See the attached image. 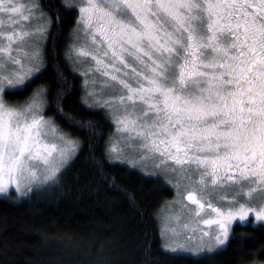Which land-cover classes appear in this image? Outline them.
<instances>
[{"label":"snow or ice","instance_id":"1","mask_svg":"<svg viewBox=\"0 0 264 264\" xmlns=\"http://www.w3.org/2000/svg\"><path fill=\"white\" fill-rule=\"evenodd\" d=\"M61 6L79 12L65 60L83 78L81 99L106 109L120 134L105 142L108 159L177 175L179 209L168 205L177 227L161 229L164 247L204 264L229 244L234 221L252 216L264 228V0ZM58 25L43 0H0V193L14 187L23 196L57 183L80 149L79 138L47 116L46 85L23 102L5 100L46 68ZM57 80V112L70 127L98 135L94 121L64 111V70Z\"/></svg>","mask_w":264,"mask_h":264},{"label":"trees","instance_id":"2","mask_svg":"<svg viewBox=\"0 0 264 264\" xmlns=\"http://www.w3.org/2000/svg\"><path fill=\"white\" fill-rule=\"evenodd\" d=\"M61 2L43 0L46 11L59 15L55 44L47 43L46 68L27 90L5 97L24 101L46 85L47 115L79 138L80 149L57 184L23 199L0 198V264H189L162 247L157 214L174 197L173 189L108 159L105 142L113 124L103 110L89 108L81 99V76L65 60L76 15ZM58 69L68 81L64 111L76 120L94 121L95 137L70 127L52 103L59 90ZM232 232L226 248L204 264H264V228L236 225Z\"/></svg>","mask_w":264,"mask_h":264},{"label":"rangeland","instance_id":"3","mask_svg":"<svg viewBox=\"0 0 264 264\" xmlns=\"http://www.w3.org/2000/svg\"><path fill=\"white\" fill-rule=\"evenodd\" d=\"M23 2L27 3L28 0H23ZM71 2L73 4H75V5H79V3L81 2V0H71ZM73 9H74L75 15H76V24H75V27H74V28H76L77 27V20H78L79 12H78V10L76 8H73ZM4 19H7V17H4ZM80 27L82 28L83 26L80 25ZM81 35H82V33H81ZM74 38L75 37H74L73 31H72V34L70 36V40L71 39H74ZM77 67H80V66L78 65ZM74 73H76V74L79 75L78 72H74ZM96 75H97V78L98 79H102L101 77H99V74H96ZM81 79H83V78L81 77ZM97 87H99V85H97ZM31 93H30V95H31ZM83 95H84V92H83ZM5 100L8 101V102L17 101L16 99H7L6 97H5ZM20 102H23V101H20ZM93 108L94 109H101V110H103L106 113V115L109 117L110 121L113 124V130H112L111 135H113V139L114 140H118L120 134L116 133V131H115V124L113 123L112 117L108 114L107 110L104 109V108H101V107H93ZM108 140H109V138H108ZM125 151H127V149ZM111 162L120 163L122 165H125L128 168H130L131 170H133V171L135 170V171H137V172H139V173H141V174H143L145 176L154 177V178L160 179L164 184H166L167 186H170L173 189L175 195H174V197L169 202H167L164 206H162L161 210L157 214V221H158V225H159L160 235H161V229L163 227H165V226H167L169 228H171V227H177V223H176L175 220H169L168 219L169 214H170V209L168 207L169 204L172 205L171 211H175V210H178L179 209V205L176 204V203H174L175 201H177V200L180 199V196L178 195V189L175 186L176 180H177V175L176 174H174L172 172L164 171L163 169H160V168H155V167H153V165L150 162L147 165V170H143V168L141 166L133 167L127 161H124V162L111 161ZM55 184H57V183H55ZM55 184H50V185H47V186H42L40 188L34 189L31 192H28L27 195H23V196H21L19 193H17V191L15 190V188L12 187V188L9 189L8 193H0V198L23 199V198H25L26 196H28L29 194H31L33 192H36V191H39V190H44V189L49 188V187H51V186H53ZM185 203H187V202L185 201ZM220 203H225V202H220ZM252 203H254L257 206H259V203L260 202L258 200H255L254 199L252 201ZM192 207H194V206H192ZM207 212L210 215V211L207 210ZM205 218H208V217L206 216ZM183 222H184L183 220L180 221L181 224ZM262 223H264V222H262ZM238 224L241 225L239 221H234L233 222V225H232V229H233L234 226H236ZM247 224H250V225H253V226H258L259 225V224L254 223V217H252V216L249 217V221L246 222L244 225H247ZM215 227H216L215 225H212V226H205L203 224L200 225V228L201 229H205V230H212V229H215ZM232 234H233V232L231 233V236H232ZM197 235H199V233H197ZM161 238H162V236H161ZM164 243H165V240L162 238V247H163V250L167 251L168 253L175 254V253H172L171 251L167 250L164 247ZM257 264H261V263H257Z\"/></svg>","mask_w":264,"mask_h":264},{"label":"flooded vegetation","instance_id":"4","mask_svg":"<svg viewBox=\"0 0 264 264\" xmlns=\"http://www.w3.org/2000/svg\"><path fill=\"white\" fill-rule=\"evenodd\" d=\"M210 211V210H209ZM210 215H211V212H210Z\"/></svg>","mask_w":264,"mask_h":264}]
</instances>
